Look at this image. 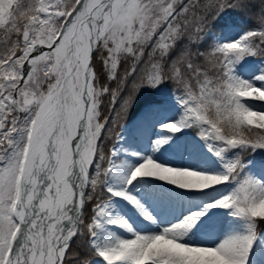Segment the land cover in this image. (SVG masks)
Returning a JSON list of instances; mask_svg holds the SVG:
<instances>
[{
  "label": "snow or ice",
  "instance_id": "obj_1",
  "mask_svg": "<svg viewBox=\"0 0 264 264\" xmlns=\"http://www.w3.org/2000/svg\"><path fill=\"white\" fill-rule=\"evenodd\" d=\"M260 153L264 0H0V264H264Z\"/></svg>",
  "mask_w": 264,
  "mask_h": 264
},
{
  "label": "rangeland",
  "instance_id": "obj_2",
  "mask_svg": "<svg viewBox=\"0 0 264 264\" xmlns=\"http://www.w3.org/2000/svg\"><path fill=\"white\" fill-rule=\"evenodd\" d=\"M225 19L227 20V22L229 23V25H231V23H232V19H233V18H228V17H226ZM234 19H236L237 23H239V24L241 25V27H246V25L244 24V22L241 21L239 18L236 17V18H234ZM236 30H238V29H231V28H230L229 30H227V31L225 32L226 37L231 38V35H232L233 31H236ZM217 31H219V30H217ZM250 62H254V61H250ZM136 122H137V114H136V113H133L132 116H131V118H130V120L127 121V126H126L125 131H124V136H125V137H129V135H130V129L133 127V125H134ZM168 122H170V121H168ZM156 131H157V132H163V133L168 132V130L160 129V128H157ZM192 135H194V130H193V131H190V132L188 133V138L190 139ZM157 138H159V137H157V136H155V135L152 137L153 140H155V139H157ZM255 159H256V160H264V153H260V154H258V155L255 157Z\"/></svg>",
  "mask_w": 264,
  "mask_h": 264
}]
</instances>
